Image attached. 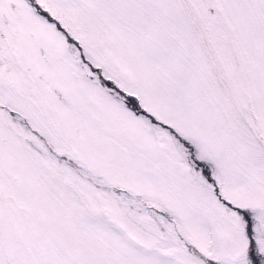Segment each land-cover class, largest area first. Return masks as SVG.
<instances>
[{
  "label": "snow or ice",
  "instance_id": "obj_1",
  "mask_svg": "<svg viewBox=\"0 0 264 264\" xmlns=\"http://www.w3.org/2000/svg\"><path fill=\"white\" fill-rule=\"evenodd\" d=\"M0 264H264V0H0Z\"/></svg>",
  "mask_w": 264,
  "mask_h": 264
}]
</instances>
